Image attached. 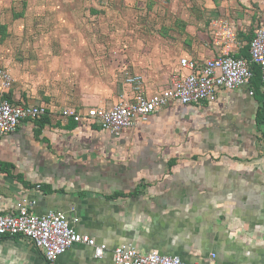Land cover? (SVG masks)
<instances>
[{"label": "crops", "instance_id": "crops-1", "mask_svg": "<svg viewBox=\"0 0 264 264\" xmlns=\"http://www.w3.org/2000/svg\"><path fill=\"white\" fill-rule=\"evenodd\" d=\"M201 1L189 10L186 0L82 7L88 17L112 13L116 25L103 31L78 24L80 33L69 37L62 32L77 24L67 18L45 39L19 48L9 69L1 68L11 76L13 101L48 108L0 138L1 211L15 213L17 201L31 193L37 214L63 211L78 232L106 246L97 259L93 248L75 244L56 264H112V250L124 242L187 264L211 254L219 264H264V82L258 68L247 86L223 90L215 102H172L119 136L59 114L66 107L81 113L109 108L130 97L118 61L148 92L166 87L179 73L180 58L202 62L218 53L213 20L232 24L247 55L249 39L264 22V0ZM21 2L12 11L18 28L27 15ZM0 27L4 41L11 27ZM86 33L98 36L87 39ZM0 264H44V257L27 238L5 236Z\"/></svg>", "mask_w": 264, "mask_h": 264}, {"label": "built area", "instance_id": "built-area-1", "mask_svg": "<svg viewBox=\"0 0 264 264\" xmlns=\"http://www.w3.org/2000/svg\"><path fill=\"white\" fill-rule=\"evenodd\" d=\"M211 43L218 53L198 62L182 57L179 73L170 77L168 85L148 92L140 76L126 72L125 84L132 91L130 97L122 96L111 107H92L86 113L66 107L59 114L63 119L98 124L103 130L119 136L138 122H146L150 116L172 102L183 105H202L215 102L223 90L234 91L247 86L258 68L264 82V22L247 43V56L241 54L242 43L232 24L225 20H213L210 24ZM0 138L16 132L26 121H34L48 114V108L25 101H12L7 96L11 76L0 70ZM252 94V92H251ZM40 190V185L35 188ZM34 193V192H33ZM4 197L0 193V204ZM36 198L31 193L16 203V211L5 214L0 209V240L5 236H22L32 242L43 257L44 264H56L57 260L75 244L93 248L94 257L103 258L106 246L98 244L87 234L78 232L63 211H34ZM112 264H187L179 256L161 255L157 251L142 253L132 243L124 242L112 250ZM196 264H219L215 255Z\"/></svg>", "mask_w": 264, "mask_h": 264}, {"label": "rangeland", "instance_id": "rangeland-1", "mask_svg": "<svg viewBox=\"0 0 264 264\" xmlns=\"http://www.w3.org/2000/svg\"><path fill=\"white\" fill-rule=\"evenodd\" d=\"M1 1L4 3L2 7L0 6V23L10 25L11 33L9 32V37L3 41V29L2 27H0V70L4 67L8 69L10 68V60L13 57L12 55L17 54L19 48L23 49V47H29V45L31 44L29 42H32L33 40L39 41L40 38L45 39L49 36V33H53L52 29H54L58 25L57 23L67 24V21H65L67 18L74 17L73 23L77 24V27L70 29L69 32H62L63 34H65V36L69 37V34L76 33L75 35H77L78 33H80L81 30L77 31L80 27L78 24L84 25V23L87 24L89 22L88 24H91V26L95 29L99 28L103 29V31H110V29L116 25V21L111 15L112 13L108 12L106 15L102 13L101 17L100 15H96V17L91 15L90 17H88V9L81 10L82 7L85 6L89 9H99V7H102L99 4H102L103 1H105V3L109 5L106 7H111L116 0H88L89 2L87 0H79L78 3L76 0H25L27 15L22 24L19 25V28L17 27L18 25H13V22H11L13 21L12 11L14 9L16 11H19V8H21L23 2H21V0H14L13 3L10 4V0H0V3ZM124 1L125 0H122V2ZM180 1L182 0H177V3ZM194 1H196V3H198L199 1L202 2L201 0H186L184 9L189 10L190 6L192 8V6H194ZM203 1L204 3H206V0ZM125 3H127V1ZM79 4H84V6L79 7ZM179 5L181 4L179 3ZM109 11H111V9H109ZM124 11V16L128 18L129 11ZM107 35H109L108 32ZM97 36V33H92V35L91 33L90 35H87L86 33L87 39H96ZM116 65L119 67L123 74L125 73L124 78L126 76V72L130 73L129 68L127 67V65L123 64V62L118 61ZM12 66H14V64H12ZM23 178L25 179V177L19 178L20 182L24 180Z\"/></svg>", "mask_w": 264, "mask_h": 264}, {"label": "trees", "instance_id": "trees-1", "mask_svg": "<svg viewBox=\"0 0 264 264\" xmlns=\"http://www.w3.org/2000/svg\"><path fill=\"white\" fill-rule=\"evenodd\" d=\"M251 38H252V37H251ZM251 38L249 39V41L251 40ZM249 41H248V42H249ZM245 56H247V55H245ZM7 96H8V95H7ZM8 97H9V96H8ZM9 98H10V97H9ZM10 99H11V98H10ZM11 100L13 101V99H11ZM15 102H16V101H15ZM19 102H21V101H19Z\"/></svg>", "mask_w": 264, "mask_h": 264}]
</instances>
